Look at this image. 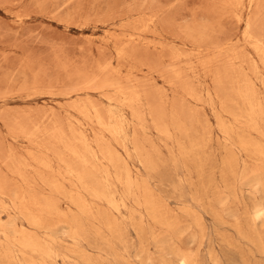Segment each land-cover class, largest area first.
I'll list each match as a JSON object with an SVG mask.
<instances>
[{"label":"rangeland","instance_id":"1","mask_svg":"<svg viewBox=\"0 0 264 264\" xmlns=\"http://www.w3.org/2000/svg\"><path fill=\"white\" fill-rule=\"evenodd\" d=\"M247 1L240 10L234 0H0V264H183L182 256L188 264H264V110L251 122L239 93L252 80L264 107V45L259 53L244 38L251 21L264 44V0ZM130 34L136 41L128 43ZM205 47L210 57L196 54ZM115 87L140 91L141 115L111 106ZM92 105L125 114L122 137L93 120ZM80 133L99 152L91 177L67 147L71 137L70 148L84 152L73 139ZM70 167L86 184L66 175ZM96 186L126 208L93 197ZM24 235L52 257L22 247Z\"/></svg>","mask_w":264,"mask_h":264},{"label":"bare ground","instance_id":"2","mask_svg":"<svg viewBox=\"0 0 264 264\" xmlns=\"http://www.w3.org/2000/svg\"><path fill=\"white\" fill-rule=\"evenodd\" d=\"M175 1V0H174ZM182 1V0H181ZM246 2V0H234V2L232 3V6L233 7H238V8H240V10H243L244 9V7H245V4H247V3H245ZM248 2V6L247 7H249V8H252V6L254 5V0H249V1H247ZM179 3V2H178ZM171 4V3H170ZM177 4V3H176ZM225 5V4H224ZM175 7V6H174ZM222 7V6H221ZM235 11V10H234ZM236 12V11H235ZM236 15H237V17H239V18H241V14L240 13H236ZM148 21H153V19L152 18H150ZM141 22V21H140ZM136 25V24H135ZM134 25V26H135ZM146 26H147V24H146ZM246 26H247V29H246V32H245V36H244V38H245V40L246 41H248V43L255 49V51L257 50L258 52L259 51H261V52H263L262 51V45H264L263 44V42H262V36H261V34H256V33H254L253 32V25H252V22L250 21V22H248V23H246ZM136 27V26H135ZM143 27V26H142ZM259 28V27H258ZM133 29V28H132ZM257 29V28H256ZM137 31V30H136ZM146 31V30H145ZM149 31V30H148ZM258 31V30H257ZM140 32V31H139ZM131 38H132V41H128V43H132V42H134V41H136V39H135V34H130L129 35ZM138 36V35H137ZM139 38V37H138ZM217 43V42H216ZM225 43V42H224ZM154 44V43H153ZM200 44V43H199ZM144 45V44H143ZM193 45V44H192ZM214 44H212L211 46L212 47H215V46H213ZM217 45V44H216ZM220 45V44H219ZM225 44H222L221 43V45H220V47L217 45V47H218V49H219V54L218 55H220L221 54V56H223V54H224V52H225V48H226V46H224ZM203 47V46H202ZM230 47H232V46H230ZM207 47H205L204 48V50L202 49V50H198V51H196L197 53L196 54H198L199 56L201 55H203L204 54V52H205V49H206ZM210 48V47H209ZM208 48V49H209ZM181 49V48H180ZM215 49V48H214ZM242 49V48H241ZM264 49V48H263ZM129 50V49H128ZM136 50V49H135ZM207 50V49H206ZM210 50V49H209ZM217 50V49H216ZM138 51V50H137ZM186 50H183V54H184V52H185ZM195 51V50H194ZM237 51V50H236ZM127 51L125 50V49H121L120 51H119V53L118 54H120V55H125V53H126ZM142 52V51H141ZM187 52V51H186ZM207 52V51H206ZM205 52V53H206ZM210 52V51H209ZM209 52L208 53H206V55H208L209 54ZM258 52H256L257 53V56H258V54L260 53H258ZM128 53V52H127ZM176 53V52H175ZM192 53V52H191ZM178 54V53H177ZM182 54V53H181ZM181 54L179 55L178 54V56H174L173 57V55L174 54H172V57L171 58H173V60H175V63L179 60V58H181L182 56L184 57L185 56V54L183 55L182 54V56H181ZM239 54H241V53H239ZM263 54H264V52H263ZM127 55V54H126ZM214 55V54H213ZM213 55L211 56V57H213ZM261 55H262V53H261ZM129 56H131V55H129ZM149 56V55H148ZM193 56V55H192ZM186 57V56H185ZM204 57H210L209 55L208 56H204ZM121 58V57H120ZM146 58V57H145ZM149 58V57H148ZM197 58V57H196ZM200 58H203V57H200ZM261 58V57H260ZM166 59V58H165ZM208 59V58H207ZM149 60V59H148ZM172 60V59H171ZM181 60V59H180ZM212 60V59H211ZM210 60V61H211ZM240 60V59H239ZM118 61V60H117ZM188 61V60H187ZM186 61V62H187ZM208 61V60H207ZM214 60H212V62H213ZM261 61H263V60H261ZM188 62H190V61H188ZM187 62V63H188ZM192 62V61H191ZM241 62H243L242 60H241ZM252 62H254V70L255 71H257V69L259 68L258 67V63L256 64V62H255V60H253ZM135 63V62H134ZM174 63V62H173ZM206 63V60H205V62L203 63V64H205ZM105 64V63H104ZM121 64V63H120ZM144 64V63H143ZM208 64H211V62L210 63H208ZM207 64V65H208ZM253 64V63H252ZM140 65V64H139ZM164 65V64H163ZM209 66V65H208ZM143 67V66H142ZM111 69V68H110ZM179 70V69H178ZM177 70V74H179L180 72L179 71H182L181 69L178 71ZM190 70V69H189ZM194 70V69H193ZM254 71V72H255ZM110 72V71H109ZM111 72H113V71H111ZM131 72V71H130ZM195 72V71H194ZM244 72V71H243ZM185 73H186V71H185ZM90 74V73H89ZM176 74V75H177ZM183 74V73H182ZM243 74V73H242ZM112 75V74H111ZM175 75V76H176ZM180 75H181V73H180ZM219 75V74H218ZM239 75V74H238ZM127 77H128V75H126ZM199 76V75H198ZM235 76V75H234ZM244 76V75H243ZM162 77H164V76H162ZM178 77H179V75H178ZM182 77H184L183 75H181V79H182ZM190 77V76H189ZM188 77V78H189ZM228 77V76H227ZM245 77V76H244ZM250 77V76H249ZM131 78H133V76L131 77ZM171 78V77H170ZM187 78V77H186ZM221 78H223V76H221ZM225 78V77H224ZM179 79H180V77H179ZM244 79H246L247 80V78L245 77ZM130 80V79H129ZM183 80V79H182ZM185 80V79H184ZM193 80V79H192ZM246 80H244L245 82H246ZM199 81V80H198ZM239 81V80H238ZM250 81H252V80H250ZM248 82V84H247V86H246V88H243V89H240L239 87V89H240V91H239V93H240V97H244V98H246L247 99V102H248V105H249V109L247 110V108H245L246 110V112H248V113H246V112H244V113H246L245 115H246V117L247 116H250L249 118L251 119V122H254V121H256L255 120V118H258V116H260V115H262L263 114V110H264V107H263V105H262V103L254 96V92H252V88H253V86L255 85H253L251 82ZM182 82V81H181ZM186 82V81H185ZM194 82V81H193ZM222 82V81H221ZM187 83V82H186ZM247 83V82H246ZM188 84H190L189 82H188ZM179 85V84H178ZM187 85V84H186ZM185 85V86H186ZM253 85V86H252ZM188 86V85H187ZM188 88H190V85H189V87ZM192 88V87H191ZM233 88V87H232ZM238 88H237V94H238ZM185 89H187V88H185ZM107 90V89H106ZM133 90V92H129V91H127V90H125L124 89V87L123 88H121V87H118V88H116L115 87V89H114V93L112 94V95H108V96H106L107 97V99L109 100V102L111 103V106L114 104H116V105H120V106H125V107H127V108H129V109H131L132 111H133V109H134V111L133 112H135V114H137L136 113V111H135V108L136 107H138V105L141 103V94H139V92H138V90L137 89H135L136 91H134V89H132ZM131 90V91H132ZM187 91H191V90H187ZM235 91V90H234ZM51 92V91H50ZM166 93V92H165ZM190 93L191 92H189V95H190ZM193 93H195L194 91H193ZM253 93V94H252ZM160 94H162V93H160ZM256 94V93H255ZM191 95H192V93H191ZM191 95H190V97H191ZM195 95V94H194ZM197 95V94H196ZM200 95H202V94H200ZM156 96V95H155ZM162 96V95H161ZM173 96V95H172ZM149 97V96H148ZM192 97H193V95H192ZM195 97V96H194ZM90 98V97H89ZM198 97H196L195 99H197ZM153 99V98H152ZM168 99V98H167ZM242 99V98H241ZM148 100V99H147ZM173 100V99H172ZM243 100V99H242ZM84 101H87V100H84ZM152 101V100H151ZM174 101H177V100H174ZM152 102H155V100L154 101H152ZM160 102H161V100H160ZM198 102V101H197ZM87 103V102H86ZM164 103V102H163ZM176 103V102H175ZM182 103V102H181ZM245 103V102H244ZM165 105H166V103H164ZM162 105V104H161ZM172 105V104H171ZM74 106V105H73ZM157 106V105H156ZM176 106H177V103H176ZM185 106V105H184ZM246 106V105H245ZM92 107V109L94 110V116L92 115V113H91V115H92V118H93V120H95L96 122H97V124L98 125H100L102 128H103V130H105V131H107L110 135H112L111 137H116L117 139L118 138H120V137H122L123 136V134L125 133L124 131H125V129H124V121H125V119H124V113H122V114H120V113H118L119 111H117V112H114V111H109V114H108V116L107 115H103L102 113H101V111L96 107V106H94V105H92L91 106ZM117 107V106H116ZM159 107V106H158ZM113 108V107H112ZM111 108V109H112ZM175 108V107H174ZM86 109H87V111H88V108H86V107H83L82 108V113H84V115H86ZM120 109V108H119ZM159 109V108H158ZM162 109V108H161ZM161 109H159L160 111H162ZM176 109V108H175ZM177 109H178V107H177ZM194 109V108H193ZM217 109V108H216ZM114 110V109H113ZM136 110H138V108H136ZM155 110V118L157 117V115H156V111H157V109H154ZM187 110V109H186ZM197 110V109H196ZM92 111V110H91ZM122 111H125L124 109H122L120 112H122ZM165 111V110H164ZM183 111V110H182ZM126 112V111H125ZM139 110H138V114H139ZM159 112V111H158ZM178 112V111H177ZM89 113V114H90ZM142 113V112H141ZM153 113V112H152ZM161 113V115H163L164 113L163 112H159L158 114H160ZM175 113V112H174ZM185 113V112H184ZM188 113V112H187ZM78 114V113H77ZM88 114V113H87ZM180 114V113H179ZM189 114H190V112H189ZM139 115H141V114H139ZM139 115H137V117L139 116ZM143 115H145V114H143ZM154 115V114H153ZM241 114L239 115V119H241ZM244 116V115H243ZM264 116V115H263ZM143 117V116H142ZM142 117H139L138 119H139V121H141V118ZM235 117H237L236 115H235ZM127 118V117H126ZM135 118V117H134ZM144 118V117H143ZM157 118H159V117H157ZM195 118H196V115H195ZM184 119H185V116H184ZM193 119V118H192ZM143 120V119H142ZM160 120V119H159ZM197 120V119H196ZM195 120V121H196ZM201 120V119H200ZM249 120V119H248ZM144 121V120H143ZM156 121V120H155ZM161 121V120H160ZM33 122V121H32ZM179 122V121H178ZM158 123V122H157ZM168 123V122H167ZM250 122H248V124H249ZM80 124V123H79ZM196 124V123H195ZM250 124H252V123H250ZM249 124V125H250ZM261 124V123H260ZM126 125V124H125ZM165 125V124H164ZM222 125V124H221ZM135 126H136V124H135ZM178 126H180V125H178ZM253 126H254V128H256L257 127V124L255 123V124H253ZM24 127V126H23ZM165 127V126H164ZM164 127H163V129H164ZM252 127V126H251ZM25 128V127H24ZM32 128V127H31ZM157 129H159L158 127H156ZM166 128V127H165ZM163 129H161V130H163ZM169 129V128H168ZM181 129V128H180ZM23 130V129H22ZM40 130V129H39ZM135 130V129H134ZM170 130V129H169ZM97 131H99V130H97ZM140 131V130H139ZM161 132V131H160ZM17 133H18V130H17ZM59 133H60V136L61 137H63V135H62V133L59 131ZM95 133V132H94ZM163 133H165L164 132V130H163ZM171 133V132H170ZM251 133V132H250ZM74 134V133H73ZM104 134V133H103ZM141 133H139V135H140ZM162 134V133H161ZM166 134V133H165ZM258 134V133H257ZM16 135V134H15ZM19 135H21V134H19ZM57 135H58V133H57ZM57 135H55V136H57ZM97 135V134H96ZM122 135V136H121ZM169 134H166V136H168ZM29 136V135H28ZM59 136V137H60ZM65 136V135H64ZM67 136V135H66ZM65 136V137H66ZM16 137H18V136H16ZM33 137V136H32ZM31 137V135H30V138H32ZM58 137V136H57ZM57 137H55V138H57ZM58 137V138H59ZM64 137V138H65ZM168 137H171V135H169ZM29 138V139H30ZM64 138H62V140H64ZM68 138V136L65 138V140ZM71 138V137H70ZM70 138H68L67 140H68V142H69V144H70V141H71V143H72V139H70ZM135 138V137H134ZM59 139H61V138H59ZM74 139V141L75 140H77V141H75V142H78L83 148H84V150L83 149H81L82 151H84L83 153H80V151H78L79 149H77V151L79 152H77L76 151V149H74V147L72 148V144H71V148H70V146H69V144L65 141V143H67L68 144V149H70L71 150V152H73L75 155H76V157H78L80 160V165H84V166H86V168L85 167H83V169H81V170H84V172H86V171H88V169H87V166H88V164H90L91 162H97V161H99L100 160V156H99V152L97 151V150H95V149H93V147L90 145V143H89V140H88V137L84 134V133H80V135H77V137H75V138H73ZM115 139V138H114ZM57 140V139H56ZM60 141V140H59ZM124 141V140H123ZM243 141V140H242ZM61 142V141H60ZM62 142H64V141H62ZM59 143V142H58ZM63 144V143H60V144H63L62 145V147L64 146V145H67V144ZM74 143V142H73ZM251 144V143H250ZM77 145V144H76ZM242 145H243V147H245V146H249V144L248 143H246V142H244L243 141V143H242ZM47 146V145H46ZM81 146H79V147H81ZM98 146H100L101 147V149H102V146L100 145V144H98ZM256 146V151L257 152H259L260 154H263V150H262V148L259 146H257V145H255ZM37 147V146H36ZM39 147V146H38ZM66 147V146H65ZM66 147V148H67ZM78 147V146H77ZM64 148V147H63ZM99 148V147H98ZM97 148V149H98ZM255 148V147H254ZM49 149V148H48ZM65 149V148H64ZM68 149H67V151H68ZM100 148H99V150H101ZM44 150V149H43ZM46 150V149H45ZM49 150H51V149H49ZM69 150V151H70ZM103 150V149H102ZM110 151V150H109ZM106 153V151L105 150H103V153ZM255 152V151H254ZM70 153V152H69ZM72 153V154H73ZM256 153V152H255ZM107 154V153H106ZM101 156H102V154H100ZM59 156V155H58ZM71 156V155H70ZM110 156V155H109ZM49 157V156H48ZM75 157V156H74ZM103 157H104V155H103ZM35 158V157H34ZM37 158V157H36ZM109 158H111L112 159V156L111 157H109ZM38 159V158H37ZM40 159V158H39ZM104 159V158H103ZM114 159V158H113ZM61 160H63L62 158H61ZM65 160V159H64ZM63 160V161H64ZM42 161H43V167H45L46 166V168L48 167V169H49V167L51 166L50 165V163H48V162H44V159L42 160V159H40V162L39 161H37L36 160V163L38 162V164L39 165H41L42 164ZM59 161H60V157H59ZM67 161V160H66ZM103 161H105V160H103ZM53 161H51V163H52ZM65 162V161H64ZM68 162V161H67ZM109 162H111L110 160H109ZM66 163V162H65ZM71 163V162H70ZM79 163V162H78ZM22 164H24V162L22 163ZM29 164V163H28ZM95 164V163H94ZM112 164H113V162H112ZM27 165V164H26ZM25 165V166H26ZM67 164H65V166H66ZM82 165V166H83ZM92 165V164H91ZM117 165V164H116ZM30 166V165H29ZM74 166V165H73ZM81 166V167H82ZM31 167V166H30ZM75 168H80V167H78V166H74ZM117 168V167H116ZM69 170H64V172H66V171H68V173H69V176L70 175H73V176H75V171L70 167V168H68ZM95 169V168H94ZM93 169V170H94ZM107 169V168H106ZM105 169V170H106ZM125 169V168H124ZM123 169V170H124ZM207 169V168H206ZM20 168H19V172H18V174H20ZM51 170V169H50ZM62 170V169H61ZM80 170V171H81ZM86 170V171H85ZM93 170H90V171H93ZM208 170V169H207ZM54 171V170H53ZM79 171V172H80ZM121 171V170H120ZM203 171V170H202ZM99 172V171H98ZM101 172V171H100ZM21 173H22V171H21ZM40 173V172H39ZM50 173V172H49ZM67 173V172H66ZM68 173L66 174V175H68ZM77 173H78V171H77ZM87 173H89V177H91V176H94L95 174H94V172H93V174H92V172L90 173L89 171L88 172H86V175H87ZM41 174V173H40ZM47 174V173H46ZM53 174H54V172H53ZM83 174H85V173H83ZM83 174H80V173H78V175L77 176H75L76 177V180L79 182V184H86L85 183V178H86V176L85 175H83ZM119 174H120V172H119ZM127 174V173H126ZM27 175V174H26ZM62 175V174H61ZM111 175V174H110ZM116 175V174H115ZM203 175V174H202ZM20 176H23V174L21 175L20 174ZM28 176H30L29 174H28ZM45 176V175H44ZM103 176V175H102ZM121 176H122V174H121ZM207 176V175H206ZM71 177V176H70ZM112 177V176H111ZM23 178V177H22ZM25 178V177H24ZM53 178V177H52ZM119 178V177H118ZM121 178V177H120ZM33 179V178H32ZM73 179H74V177H73ZM113 179V178H112ZM64 180V179H63ZM91 180V179H90ZM95 180V179H94ZM125 180H127V183H128V185H129V187L131 188V187H133V183H132V181H131V179L129 178V177H127ZM46 181V180H45ZM44 181V182H45ZM49 181V180H48ZM48 181H47V184H48ZM57 181H59V180H57ZM65 181V180H64ZM75 181V180H74ZM102 183L107 187V188H110L111 187V182H110V176H109V173L108 172H105L104 173V177H103V179H102ZM112 181V180H111ZM114 181V180H113ZM87 182V181H86ZM95 182V181H94ZM97 182V181H96ZM95 182V183H96ZM98 182H99V180H98ZM101 182V181H100ZM51 183V182H50ZM55 183V182H54ZM70 183V182H69ZM45 184H46V182H45ZM78 184V183H77ZM76 184V185H77ZM89 184V183H88ZM100 184V183H99ZM102 184V186H104ZM52 185V186H51ZM51 185H49L48 184V186H51V187H53V183H51ZM59 184H57L56 185V183H55V186L57 187ZM69 185V184H68ZM54 186V187H55ZM81 186V185H80ZM79 186V187H80ZM90 186V185H89ZM93 186H95V184L93 185ZM97 186H98V183H97ZM97 186L95 187V188H92V190H91V193H92V191H93V197H96V198H99V200L101 199V198H104L106 201H107V203L109 204V206L112 208V209H114L116 212H118V213H121L122 212V210L124 209V208H126V203H125V200L124 199H122V198H118L116 195H114L113 193H108V194H106V193H104V191L102 192L101 190H99L98 188H97ZM53 187V188H54ZM55 187V188H56ZM60 187H62V186H59V188L58 189H60ZM66 187V186H65ZM76 187H78V186H76ZM82 187V186H81ZM87 188V187H86ZM104 188V187H103ZM111 189V188H110ZM56 190H57V188H56ZM78 190H82V188L81 189H79L78 188ZM123 190H124V188H123ZM34 191V190H33ZM106 191V190H105ZM138 191V190H137ZM88 192V191H87ZM86 192V193H87ZM1 193V192H0ZM225 194V193H224ZM180 195H181V193H180ZM4 196H5V194H4ZM25 198V197H24ZM23 198V199H24ZM30 198V197H29ZM36 199H37V197H35ZM76 198H78V197H76ZM95 198V199H96ZM135 198V197H134ZM22 199V201H24ZM82 199V198H81ZM71 200H72V198H71ZM74 200V199H73ZM72 200V201H73ZM84 200V199H83ZM29 201V200H28ZM47 201V200H46ZM50 201V200H49ZM48 201V202H49ZM77 201V200H76ZM75 201V202H76ZM78 201H79V199H78ZM77 201V202H78ZM25 202H26V200H25ZM31 202V201H30ZM47 202V203H48ZM68 202V201H67ZM74 202V203H75ZM81 201H79V203H80ZM27 203V202H26ZM25 203V204H26ZM35 203V202H34ZM39 203V202H38ZM71 203V202H70ZM78 203V204H79ZM87 203V202H86ZM141 203V202H140ZM24 204V205H25ZM33 204V203H32ZM36 204V203H35ZM52 204H53V202H52ZM72 204H73V202H72ZM77 204V203H76ZM75 204V205H76ZM143 204V203H142ZM39 205V204H38ZM41 205H43L42 203H41ZM48 205H49V203H48ZM136 205V204H135ZM46 206V205H45ZM53 206H54V204H53ZM52 206V207H53ZM76 206H78L79 207V205H76ZM40 208H42L41 206H40ZM47 208V207H46ZM50 208V207H49ZM55 208V207H54ZM53 209V208H52ZM82 209H83V213L84 214H90V212H89V210H88V208H87V206H85V204H83L82 205ZM46 210H48L47 212H49V209H46ZM81 210V209H80ZM41 211V210H40ZM40 211H39V213H40ZM56 210H54V212H55ZM82 211V210H81ZM216 211V210H215ZM30 212L32 213V215H34L35 217H31L32 219H31V221H32V223L33 224H36V225H38V224H41L40 223V220H39V216H36L35 214L36 213H34L33 214V212L32 211H29L28 213L30 214ZM42 213V212H41ZM40 213V214H41ZM51 213V212H50ZM52 213H53V211H52ZM136 213V212H135ZM256 213V217H260V216H262L263 215V211L262 210H258L257 212H255ZM28 214V215H29ZM40 214H38V215H40ZM58 214V213H57ZM92 214V213H91ZM112 214V213H111ZM31 215V214H30ZM50 215V214H49ZM93 215V214H92ZM130 215V214H129ZM134 215V214H133ZM58 216H60V213H59V215ZM62 216V215H61ZM37 217V218H36ZM52 217V216H51ZM94 217H96L95 215H94ZM144 217V216H143ZM29 218H30V216H29ZM50 218V217H49ZM66 219H68V218H66ZM132 219V218H131ZM64 222V221H63ZM113 222H115V221H113ZM143 222V221H142ZM66 223V222H65ZM140 223V222H139ZM32 224V225H33ZM122 224V223H121ZM113 226L111 227V230L113 231V232H117L118 231V228H117V226H118V224L116 225V223H113L112 224ZM35 226V225H34ZM111 226V225H110ZM135 226V225H134ZM148 226V225H147ZM125 227V226H124ZM76 228H78V227H76ZM81 229V228H80ZM80 229L78 230V229H76L75 231H74V234H75V237H74V239L75 240H77V238H78V236H79V231H80ZM164 231V230H163ZM97 233V232H96ZM73 234V235H74ZM34 235V234H33ZM159 236V235H158ZM123 237V236H122ZM24 239L22 240V247H24V248H26V249H29L30 251H32V252H40L41 253V255L43 256V257H52V255H53V252L51 251V249H44V247L42 246V248L40 247V245L37 243V241L35 240V238L33 237H30V236H25L24 235V237H23ZM81 238V237H80ZM125 239V238H124ZM254 241V240H253ZM52 242V241H51ZM113 242V241H112ZM158 243V242H157ZM17 248V247H16ZM146 248V247H145ZM233 248V247H232ZM144 249V248H143ZM6 250V249H5ZM145 250V249H144ZM237 250V249H236ZM8 253V252H7ZM102 253V252H101ZM5 254V253H4ZM106 254V253H105ZM7 256V255H6ZM5 256V257H6ZM9 256V255H8ZM57 256H58V254H57ZM134 256V255H133ZM10 257V256H9ZM123 257V256H122ZM40 258V257H39ZM144 258V257H143ZM68 259V258H67ZM70 259V258H69ZM123 259V258H122ZM7 260V259H6ZM127 260V259H126ZM147 260V259H146ZM181 262L183 263V264H188V262H189V260H188V258L187 257H185V256H182L181 257ZM9 261H11V259L9 260ZM8 261V262H9ZM10 263V262H9ZM22 263H23V261H22ZM3 264V263H2ZM4 264H6V262L4 263ZM15 264V263H14ZM42 264V263H41Z\"/></svg>","mask_w":264,"mask_h":264}]
</instances>
